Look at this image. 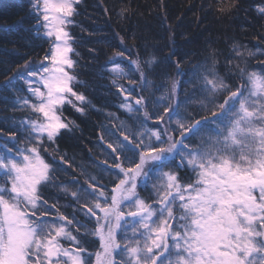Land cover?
<instances>
[{"label": "snow or ice", "instance_id": "1", "mask_svg": "<svg viewBox=\"0 0 264 264\" xmlns=\"http://www.w3.org/2000/svg\"><path fill=\"white\" fill-rule=\"evenodd\" d=\"M29 4L46 47L0 86L24 113L0 123V264H264V35L186 71L175 49L159 60L116 34L105 111L80 79L84 0ZM253 11L264 20V0ZM70 112L102 117L88 165L60 150L79 130Z\"/></svg>", "mask_w": 264, "mask_h": 264}, {"label": "trees", "instance_id": "2", "mask_svg": "<svg viewBox=\"0 0 264 264\" xmlns=\"http://www.w3.org/2000/svg\"><path fill=\"white\" fill-rule=\"evenodd\" d=\"M221 0H84L77 18L80 26L75 33L78 36L79 51L83 59L80 79L88 85L87 91L93 103L105 111H116L118 100L109 91L111 65L102 67L113 55L108 43H118L116 34L124 36L125 46L133 51L155 52L163 60L175 49L185 59L183 68L191 71L202 62L210 49L227 53L229 44L238 41L249 48L260 43L256 37L264 35V20L259 19L253 8L260 0H241L239 11L231 15L218 12L215 5ZM230 5L231 0H223ZM213 7L202 9V5ZM124 6L132 11L126 19L117 16ZM104 8L108 9L106 13ZM33 17L30 15L29 0H0V86L23 66L26 59L39 63L46 47L35 39ZM89 49H98V59H92ZM255 50V49H253ZM177 57H173L175 60ZM221 66L223 56L220 57ZM251 63L255 66L256 61ZM126 64V62H125ZM127 71V67H125ZM160 73L168 72L174 76L171 68L162 64ZM150 79H152L150 77ZM14 84L18 81L13 80ZM15 95L0 87V123L10 121L12 117H23L22 112L11 111ZM76 119L79 130L67 134L60 141V150L68 156H75L78 164L88 165L91 159H99L98 149H89L96 143L97 126L102 122L99 113ZM126 119V114L121 116Z\"/></svg>", "mask_w": 264, "mask_h": 264}]
</instances>
